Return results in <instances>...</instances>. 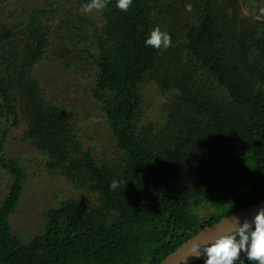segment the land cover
<instances>
[{
	"label": "trees",
	"instance_id": "trees-1",
	"mask_svg": "<svg viewBox=\"0 0 264 264\" xmlns=\"http://www.w3.org/2000/svg\"><path fill=\"white\" fill-rule=\"evenodd\" d=\"M85 2L0 0V117L24 121L23 140L47 169L84 190L20 237L10 217L26 168L1 156L12 179L0 203V264H158L264 199V15L245 13L242 0H133L127 11L105 0L82 12ZM157 27L170 35L166 49L144 43ZM43 58L88 76L117 159L86 148L78 115L47 97L33 73ZM149 82L166 97L153 116L140 92ZM206 206L216 211L201 215ZM234 264L256 262L241 252Z\"/></svg>",
	"mask_w": 264,
	"mask_h": 264
},
{
	"label": "rangeland",
	"instance_id": "rangeland-1",
	"mask_svg": "<svg viewBox=\"0 0 264 264\" xmlns=\"http://www.w3.org/2000/svg\"><path fill=\"white\" fill-rule=\"evenodd\" d=\"M242 6L247 14L264 15V0H242ZM55 18V21L59 20V14ZM33 73L49 99L68 106L78 115L86 148H91L96 156L102 158L113 159L119 155L107 117L100 110V102L89 94L91 81L87 75L81 71L64 69L46 58L36 64ZM140 92L145 109L151 111V116L158 115L165 103V94L153 82L141 85ZM0 119V128L9 127L0 149V203L12 179L8 169L2 165L1 156H4L17 159L26 168L23 193L10 221L15 234L27 237L40 231L45 211L57 206L65 198L79 197L84 190L47 169L43 156L31 143L23 140L24 121L11 125L5 116ZM214 211L216 209L213 206L198 209L201 215H209Z\"/></svg>",
	"mask_w": 264,
	"mask_h": 264
},
{
	"label": "clouds",
	"instance_id": "clouds-1",
	"mask_svg": "<svg viewBox=\"0 0 264 264\" xmlns=\"http://www.w3.org/2000/svg\"><path fill=\"white\" fill-rule=\"evenodd\" d=\"M133 0H116V7L127 11ZM105 7V0H86L82 12L101 10ZM186 11H191V5H185ZM146 46L155 49L171 46L170 35L160 28H153L144 41ZM117 187V182L110 184ZM232 227L219 234L214 240L204 244H195L191 247L189 255L192 258L203 259V264H234L243 252L249 262L264 264V207L259 208L251 219L234 215L230 217Z\"/></svg>",
	"mask_w": 264,
	"mask_h": 264
},
{
	"label": "water",
	"instance_id": "water-1",
	"mask_svg": "<svg viewBox=\"0 0 264 264\" xmlns=\"http://www.w3.org/2000/svg\"><path fill=\"white\" fill-rule=\"evenodd\" d=\"M261 207H264V199L251 205L242 207L233 214L241 217L242 219H251V216ZM233 214L203 228L197 234H195L193 237L179 246L176 250L166 256L158 264H191L196 260V258H192L189 255L191 247L198 243L204 244L207 241H212L219 234L226 232L229 228L232 227V221L230 220V217H232Z\"/></svg>",
	"mask_w": 264,
	"mask_h": 264
}]
</instances>
